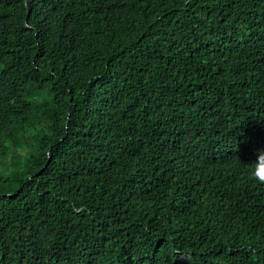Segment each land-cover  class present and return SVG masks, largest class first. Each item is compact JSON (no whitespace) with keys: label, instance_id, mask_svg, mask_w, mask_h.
Returning a JSON list of instances; mask_svg holds the SVG:
<instances>
[{"label":"trees","instance_id":"16d2710c","mask_svg":"<svg viewBox=\"0 0 264 264\" xmlns=\"http://www.w3.org/2000/svg\"><path fill=\"white\" fill-rule=\"evenodd\" d=\"M264 0H0V264H264Z\"/></svg>","mask_w":264,"mask_h":264},{"label":"clouds","instance_id":"9594fccd","mask_svg":"<svg viewBox=\"0 0 264 264\" xmlns=\"http://www.w3.org/2000/svg\"><path fill=\"white\" fill-rule=\"evenodd\" d=\"M250 176L258 183L264 184V151H260L254 160V166L250 170Z\"/></svg>","mask_w":264,"mask_h":264},{"label":"rangeland","instance_id":"374dc122","mask_svg":"<svg viewBox=\"0 0 264 264\" xmlns=\"http://www.w3.org/2000/svg\"><path fill=\"white\" fill-rule=\"evenodd\" d=\"M3 166H4V163L2 164V163H0V171H2L3 170Z\"/></svg>","mask_w":264,"mask_h":264}]
</instances>
